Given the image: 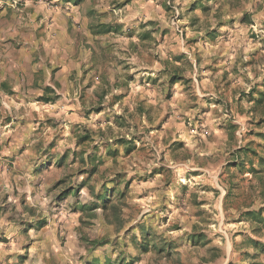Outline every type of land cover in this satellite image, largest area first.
Returning <instances> with one entry per match:
<instances>
[{
    "label": "rangeland",
    "instance_id": "obj_1",
    "mask_svg": "<svg viewBox=\"0 0 264 264\" xmlns=\"http://www.w3.org/2000/svg\"><path fill=\"white\" fill-rule=\"evenodd\" d=\"M21 1L34 3L38 0H19ZM95 1L93 0L94 3ZM249 2L250 0H189L185 4L181 0L177 4L176 0H140L130 4L132 9H127L129 12H140L138 20L131 25L136 38L141 39L138 47H142L147 53L148 60L155 59L157 65L162 61L159 59L160 53L155 49H163L164 66L158 70L152 69L156 71L155 76H140L137 79L136 73L127 75V91L109 96L110 107L120 110L112 115L107 114L102 103L87 107V114L81 106L77 107L75 98L83 105V100L88 99L90 94L86 88L94 86V69L91 65L87 69L81 68L80 90L75 94V70L72 71L74 67L73 64L70 65L69 52L61 54L64 57L62 62H58L61 55L54 61L49 60L51 69L54 68L56 76L64 81L63 85L57 77L53 81L60 87L61 98L56 95L54 102L47 105L26 102L28 110L21 111L15 119L0 112V159L4 161L0 164V190L5 186L13 190L6 192L0 202V225H3L5 217L9 222H16L22 212L33 216L31 221L19 220L20 226L14 229L0 226V254L10 243L15 246L17 238L26 237L29 230L44 232L45 236L36 238L41 242L45 237L59 242L61 228L49 227L57 213L63 216L61 224L67 230L64 241L67 243L68 239L75 237L76 229L82 225L84 212H106L113 205V201H119L123 210H128L125 201L133 189L138 191L135 199L142 206H149L158 198L154 195V189L159 185H173L174 182L169 177L175 173L176 176L184 178L179 181L181 195L176 198L179 203L171 208L167 203L158 205L160 209L171 212V216L159 217L158 220L167 224L174 232L181 233L182 226L174 224L173 219L179 216L186 220V213L195 208L193 218L206 216V220H201L200 225H193L194 230L199 229L194 236H188L187 230H183L182 234L188 236L185 247L206 251L210 256L209 264H260L258 257L264 254V243L255 237L264 236V225L258 223L250 214L260 209H263L264 214V97L261 95L264 93V51L258 49L259 42L263 41L259 37L264 38V34L259 31L264 28V15L243 8ZM85 3L87 0L79 4ZM125 3L126 1L118 3L116 10L121 11L120 6ZM234 12L238 15H233ZM224 16L227 19L222 18ZM137 23L139 28L147 30L138 34ZM203 34L206 37L197 39V36ZM68 39L69 37L63 38L60 43L67 46L70 44ZM47 43L51 45L54 42L50 39ZM182 44L192 53L195 64L192 59L187 58L189 53L184 54L186 57L181 54ZM224 46L231 52L237 49L242 52V66L239 69H235L237 67L232 65L234 63L228 64L232 59L226 58ZM245 47L248 49L246 53ZM108 48L119 51L116 46ZM138 54L141 61L144 60L140 51ZM245 55L247 59H244ZM148 60L144 62L148 63ZM173 63L175 67L169 68L168 65ZM111 64L119 66L124 61L116 58ZM124 66L129 67L127 64ZM226 66L229 70L225 69ZM61 67L63 71L60 70ZM163 75L168 76V87L163 92V115L153 123V112L160 108L158 97L161 95L160 83ZM84 85L86 88L83 90L81 87ZM245 85L248 86L247 90ZM253 88L255 91L252 93ZM209 89L219 95L214 97ZM141 93L145 94L142 96ZM93 95L98 96L96 93ZM106 95L108 93L105 92L103 99ZM183 99H187L189 103H177ZM245 104L248 105L247 108ZM5 105L1 100L0 108ZM225 105L229 118L221 120L219 116L223 113L218 112V109ZM189 112H194L190 120L186 119ZM141 116L142 123L147 127L135 131L141 125L129 121ZM94 117H99L94 121L97 127H85L83 135L91 131L92 137L82 141L80 137L83 135H77L82 127L80 122L92 120ZM62 124L68 125L66 130L61 128ZM109 125H115L122 130L131 128L133 131L130 138L117 136L110 140L103 139V130L108 129ZM57 128H61V131H56ZM97 135L101 137L99 141L96 139ZM69 138H74L79 151L68 147L63 155L53 154L52 150ZM33 141H36L35 145ZM45 141L47 147L44 146ZM199 141L205 142L203 148ZM85 145H91L88 156H97L95 163H89L90 168L77 167L85 164L81 160V156L87 151ZM101 147L105 149L102 156L97 155ZM222 147L228 152L230 159L220 164L219 158L213 160L212 156ZM197 149L208 154V162L193 168L192 165L197 164L193 156ZM157 150L160 154L159 163L154 159ZM44 158L45 162L39 163ZM147 164H154L151 172L144 171ZM95 165L97 169L90 175ZM70 168H76V171L69 172ZM136 168H140V171H135ZM113 169L117 170L100 185V193L96 197L101 200L98 196L106 194V208H94L96 204L64 205L68 196L78 197L81 190L97 176H103ZM129 171L133 172L131 177L128 175ZM80 175L86 176L85 181L71 183L74 176ZM225 178L228 194L222 197L220 190L224 187L222 180ZM109 185L112 187L109 188ZM24 189L27 191L20 195ZM53 193L57 195L49 199ZM13 195L20 196L15 203L10 199ZM30 199L32 204H29ZM41 200H47L49 215H41L37 219L35 205ZM257 202L259 208L253 209L251 204ZM149 221L153 223L149 225ZM156 221L155 213L151 216L145 213L138 224L143 230L148 225V234H153ZM11 233L14 236L10 241ZM237 237L240 238L239 241ZM35 242L26 240L19 245L22 251H8L0 264H4V261L31 264L30 251ZM170 244L176 247L174 241H169L160 246L164 248L162 251L151 249L149 253H142L139 249L138 255L131 258L134 259L132 264H183L179 259L173 260L175 247L169 252ZM39 257L38 252L36 258ZM201 259L193 255L190 264H200Z\"/></svg>",
    "mask_w": 264,
    "mask_h": 264
},
{
    "label": "clouds",
    "instance_id": "obj_2",
    "mask_svg": "<svg viewBox=\"0 0 264 264\" xmlns=\"http://www.w3.org/2000/svg\"><path fill=\"white\" fill-rule=\"evenodd\" d=\"M16 2L13 0H0V8L10 6L14 12L19 11L17 9ZM122 2V0H121ZM181 0H176V3L179 4ZM186 4L189 0H183ZM27 6V5H26ZM39 10V5H34ZM94 8L97 9L96 20L95 23L102 24L106 22H111L113 20H121L127 19L129 15H140V12L137 11L135 13L129 12L127 9H123L121 11H116L111 6V0H100V3H94L93 0H87V3L82 5L80 8H71L69 7L65 11V15L71 11L74 15H83L88 9ZM243 8L249 9L252 12H259L261 15H264V0H250L249 3L243 5ZM45 12H47V8L45 7ZM127 13V15H126ZM233 15H238V13H232ZM199 15V13H197ZM106 16V19L104 18ZM15 18V17H14ZM171 18V17H170ZM227 19V16L222 17ZM144 19V17H141ZM31 20V18H30ZM139 23V22H138ZM138 23L136 26L137 33H141L146 31L147 29L139 28ZM203 23V18H202ZM39 26L35 23L29 24V37L26 39L23 36L13 37L12 40L8 39L9 33L5 32L3 36H0V59L7 61L11 64V69L6 72L10 82L12 84L20 85L19 89L14 92L15 100L9 101V105H5L0 108V112H3L5 116H12L14 119L18 117L21 111L26 112L28 110V104L26 101H29L33 98V93L30 91L28 87V73L34 71V67L32 65H28V71L24 70V65L13 63V53H16L17 58H19L20 53H17L15 48L16 44H20L23 41V45L26 47L21 48V52L30 51L32 53H36L40 55L42 52L43 45V36H34L36 29ZM128 25H124V30H127ZM230 31V29H229ZM262 34H264V28L259 30ZM78 34V42L77 48H79V43L83 40L85 32V26L82 24L81 28L77 31ZM116 38L108 37V38H90L91 47L87 49L84 54V58L81 59L80 63H85L86 65H91L94 69L93 72V80H94V90L98 93L104 94L108 93L104 97L102 101H99L96 96L89 94V98L87 103L84 105L85 107H91L96 105L97 103H102L105 106V111L108 115H112L114 112H119V109H113L109 105V96L116 92H126L127 88L125 87L127 81L126 76L132 73H136L137 79L140 76L147 77L149 75L155 76L156 71H152V69L158 70L160 67H163L164 50L157 48L156 52L160 53L159 59L162 61L160 65L155 63V59L148 60V55L144 52L142 47H138L140 45V41L136 38H133L131 41L123 40L119 44L116 45L117 48L123 49V52L116 51L115 48L109 49L108 45L112 43ZM159 38L157 37V40ZM133 45V48L128 47V45ZM258 46V45H257ZM57 47L60 50V53L63 54L64 49L62 43H58ZM171 47V45H169ZM136 48L139 50L144 60H148V63H145L144 60L137 61L133 56V50ZM186 50V49H185ZM151 51V49L149 50ZM245 53L248 51L247 47L244 49ZM264 54V53H262ZM119 58L120 61H124V64L129 65V67L125 68L124 64H120L119 66H115L111 64V61ZM189 58L192 59L193 64H195V59L192 57V53H189ZM52 57H42V62L46 60H51ZM64 59L63 55H61V60L58 62H62ZM170 59V58H169ZM244 59H247V56H244ZM207 62V59L206 61ZM80 63L73 62V67L75 68V76L74 82L77 85L76 88L73 89L74 92H78L80 81ZM169 68H174L175 65L169 64ZM149 69V71H141V69ZM48 69L45 68L44 72L47 73ZM60 81L61 85H63L64 81L61 77H57ZM43 83H47V80H44ZM168 87V76L163 75L161 77L160 83V93L161 95L158 97L160 100V108L156 109L153 112V123H156L159 119V116L163 115V92ZM247 85H245V90H247ZM59 91V89H57ZM209 92L216 97L219 93L212 92L209 89ZM145 93H141L143 96ZM207 94V93H205ZM154 103V101H153ZM177 103L188 104L189 101L187 99H183L182 101H177ZM202 103V102H201ZM81 105L77 103V107ZM248 105L245 104V108ZM218 112L223 113V115L219 116L221 120H227L229 118V112L225 105L224 108L218 109ZM159 113V115H157ZM194 112H189L186 114V119H191ZM103 116V114H101ZM99 117H94L92 120L81 121V130L77 133V135L84 134V128L87 127L89 129H96L95 119ZM65 119H70L69 117H65ZM143 117H136L134 120H130L129 123L140 124L141 127L136 128L135 131H141L145 127L146 124L142 123ZM67 124H62L61 128L67 129ZM61 128H57L56 131H61ZM99 131V130H98ZM103 139H114L117 136H128L133 131V129L129 128L126 130L118 129L115 125H109L108 129H104ZM63 135V132L61 133ZM96 139L99 141L101 137L99 135L96 136ZM36 141H33V145H35ZM201 148L204 146V141H199ZM47 147V141L44 144ZM72 147L76 151L79 149L75 145L74 138H69L67 142L60 143L59 146L53 149V154L63 155L65 148ZM87 151L84 153V165H78L77 167H88L91 165L88 163L89 157L88 153L91 151V145H85ZM187 151V150H185ZM105 152L103 147L100 148L99 153L97 155L102 156ZM194 158L197 160V164L192 165L193 168L199 167L201 164H206L208 162V154L206 152L200 151L197 149L196 153H193ZM219 158V163L223 164L225 160L230 159L228 156V152L223 150V147L220 151H218L215 155L212 156L213 160ZM154 159L156 163L160 162V154L159 150L154 155ZM46 158L41 159L39 163H44ZM4 163L2 159H0V164ZM154 164H147L144 166V171L151 172ZM31 168V165H29ZM117 169H113L111 171H107L103 176H97L91 183H89L84 189L81 190L78 197L68 196V199L64 201V205L68 203L79 204V205H91V204H101L102 201L97 199V194L100 193V185L104 183V180L108 177L114 175V172ZM69 172H75L76 168L68 169ZM103 171V170H102ZM135 171H140V168H136ZM129 177L133 175L132 171L128 173ZM86 176L80 175L78 177L74 176L72 178L71 183L79 184L85 181ZM169 179L173 180V185H169L168 187H164L163 185H159L156 189H154V195L158 198L155 199L149 206H142L140 202H138L135 197L138 195V191L133 189L126 198V203L128 205V210H123L122 205L119 201H113V205L108 208L106 212H93L88 213L84 212L83 214V223L82 225L76 229L75 237L68 239L67 243H64L66 239V228L61 224L63 220V216L59 213L56 214L54 218H52V224L49 226L50 228L56 226L61 228V235L59 237V242L51 241L47 237H45L44 241L36 239L37 237L45 236L44 232H35L33 230H29L26 237L17 238L16 245H12L11 243L6 247L2 254H0V261L3 260L4 256H7L8 251H16L20 252L22 249L19 245L23 244L26 240H35V244L31 248L30 251V259L31 264H121V261H124V264H127V261L133 257H136L139 253V246L144 243H149L150 245L160 247L166 245L169 241H174L176 247L173 252V260L183 261V264H190L191 258L193 255H197L201 257L200 264H209L210 256L206 251H201L200 249H191L189 247H185V244L188 241V236H194L199 229L193 228V225H200L201 220H206L205 217H201L200 219H195L192 216V213L196 211L195 208L191 209L187 215V219H182L181 217H175L173 219L174 224H180L182 226V232L177 233L174 232L171 228L160 222L158 220L159 217L171 216V212L167 210H162L158 205L162 203H167L171 208L174 204L179 203L176 199L181 195L179 189V181L183 180V177L176 176L175 173L169 177ZM224 185L220 190V194L222 197L226 196L228 193L226 189L228 188L227 178L222 180ZM94 186V187H93ZM46 187V185L44 186ZM109 188L112 185L108 186ZM121 190H123V186L121 185ZM13 190L7 186H5L2 190H0V202H2L3 195L6 192H12ZM23 191H27L24 189L21 191L20 195H23ZM57 195V193H53L49 199H52ZM167 198V199H165ZM13 203L17 202L20 199L19 195H13L10 197ZM111 199V197H109ZM32 200H29V204H32ZM47 200L39 201L36 207V218L38 219L41 215L48 216L49 209L47 208ZM63 206V205H62ZM253 209L259 208V202L255 204H251ZM211 211V210H210ZM147 213L148 215H153L157 217V221L155 223V231L153 234H148V225H145L144 230L141 229V226L138 224V221L141 220V217ZM31 221L33 220V216L28 215L26 213H21V215L17 218L16 222H9L7 217L4 218L3 225L9 229H14L19 227V220ZM149 225L153 222L149 221ZM26 226V225H25ZM187 230L188 236L183 235V230ZM47 231V230H45ZM251 235V233H249ZM14 233H11L9 236V240H12ZM259 239L261 243H264V236L255 237ZM239 241V237L236 238ZM107 240V243H105ZM63 244V247H61ZM249 251H255L253 249H249ZM40 253L39 259H37V253ZM81 257L83 259H81ZM260 264H264V254L258 257ZM4 264H12V261H4ZM19 264V261L16 262Z\"/></svg>",
    "mask_w": 264,
    "mask_h": 264
},
{
    "label": "crops",
    "instance_id": "obj_3",
    "mask_svg": "<svg viewBox=\"0 0 264 264\" xmlns=\"http://www.w3.org/2000/svg\"><path fill=\"white\" fill-rule=\"evenodd\" d=\"M116 1L117 0H111V5H113V9L115 8V10L117 8V4L121 3V0H118L117 3H115ZM125 1L126 3L123 6H120L122 10L132 9L130 4L132 3L134 4L135 2H138L140 0H122V2ZM13 2L16 1L13 0ZM105 2H107V0H105ZM95 3H100V0H96ZM148 4L149 3H144V5H148ZM34 5H39V10H37V7H35ZM81 6H82L81 4L76 3V0L74 1L67 0L66 2L64 1L62 2L60 0H48V1L38 0L35 1L34 3H29V2L27 3L23 1L18 2L16 4V7L17 9H19V11L16 12H14V10L10 6L0 8V36H3L5 32H8L9 40H12L13 37H19V36H23L27 39L29 37V24L35 23L39 27L36 29L33 35L37 37L39 36L44 37L42 52L40 55H37L36 53H32L30 51L21 52L20 51L21 48L26 47L23 45V41H21L20 44L15 45L17 53H20V56L19 58H17L16 53H13L12 62L24 65V70L26 72L28 71V65H32L34 67V71L28 73L29 78L27 81L28 87L30 91L33 93V98L26 102H35V103L41 102L47 105V104H52L54 100L46 102L45 100H43L45 97L51 96L52 98H55V96L58 95L59 98H61L62 93L60 92V87L56 86V82L53 83L54 79L57 77L55 74L56 72H54V68L51 69L52 66L49 60L42 62V57H48L49 55H52V59H51L52 61H54L57 57H59L61 53L59 48L57 47V44L60 43V41L63 40V38L65 39L69 37L70 39L69 45L63 46L62 44L64 52L66 53L69 52V54L71 55L70 65H72L73 62L80 63L81 59L84 58V54L86 53L87 49L91 47L90 38L92 37L95 38L115 37L116 39L112 41V43H110L108 47L116 46L123 40L131 41L133 38H136L135 32H132L131 25H133V23H135L138 20L139 15H129L127 19L122 18L119 21L113 20L111 22H106L105 24L110 25L112 29L118 28V30L103 34H95L91 29V20L85 13L83 15H74L71 11H69L68 14L65 15V11L69 7L80 8ZM45 7L47 8V12H45L44 10ZM91 9L94 10L95 14H97L98 11L97 9L94 8ZM82 24L85 26L86 34L84 35L83 40L80 41L79 48H77V42L79 39L77 31L81 28ZM125 24L128 25L127 30H124ZM203 35L197 36V39H202L203 37H206L205 36L206 34ZM50 39L52 40V42H54L51 45L47 43ZM136 39L141 41L140 38H136ZM259 39H263V41L259 42L260 48L258 49L260 51H264V38L259 37ZM128 47L133 48V45L129 44ZM186 48L187 47L182 44L181 54H183V57L184 56L186 57V55L184 54L189 53V51ZM223 49L225 50V51L223 50L224 53H227L226 58L232 59L229 61L228 64L231 65L232 63H234L232 65L237 67L235 69H239L240 65L242 66V64H240L242 52L241 51L239 52V49L231 52L229 50H226L228 49L226 46H224ZM118 50L123 52V49L119 48ZM138 53L139 51L136 48H134L133 56L136 58V60L139 59V61H141V56ZM234 56H236L235 59ZM188 57L189 56H187V58ZM88 66L89 65H86L85 63H80V68L87 69ZM227 66L225 67V69L229 70V67ZM45 68L48 69L47 73L44 72ZM9 70L15 71L11 69V64H9L7 61L3 59H0V101L3 100L6 105H9V101L15 100L14 92L18 90L20 87V85L12 84L10 82L8 76L6 75V72H8ZM60 70L63 71V68L61 67ZM74 70L75 68L72 69V71ZM44 80H47L46 84L43 83ZM85 88L86 85L81 87V89L83 90ZM57 89H59V91H57ZM86 90L92 95L94 93L98 94L97 96L98 100L103 99V94L96 92L94 90V86L93 87L89 86L86 88ZM77 93L78 92H76L75 94ZM75 100H77L76 103H79L81 105L82 107L81 109L86 111V112L84 111V113L87 114V107H85L84 105L85 103H87L88 99L86 98L83 100L84 103L83 105L79 99L75 98ZM149 252H151V250L145 253H149Z\"/></svg>",
    "mask_w": 264,
    "mask_h": 264
},
{
    "label": "trees",
    "instance_id": "obj_4",
    "mask_svg": "<svg viewBox=\"0 0 264 264\" xmlns=\"http://www.w3.org/2000/svg\"><path fill=\"white\" fill-rule=\"evenodd\" d=\"M80 2H84V0H76V3L79 4ZM84 5V4H83ZM85 14L89 17V19L91 20V29L93 30V32L95 34H103V33H107V32H111V31H117L118 28H115V29H112L110 25H107L105 23H102V24H97L95 23V20H96V17H95V12L94 10H92L91 8L88 9L87 12H85ZM249 22L251 23V21L249 20ZM264 86V84H263ZM255 91V88H253V91L252 93ZM262 93V92H260ZM262 97H264V93L261 94ZM55 98H52L51 96L49 97H45L43 100H45L46 102H49V101H53ZM261 100H258V102H261ZM92 137V132L89 131L87 132L85 135L81 136L80 139L82 141H87L89 140L90 138ZM84 155L81 156V160L83 162H85L84 160ZM89 160H88V163L90 164H93L95 163V161H97V156H91L89 155ZM263 161V160H262ZM97 169V165L94 166V168L90 171V175L92 173H94ZM82 185H85V184H82ZM98 198H101V201H102V204H96L94 208H97L99 206L101 207H104L106 208V201H107V196L106 194H101L98 196ZM250 214V213H249ZM252 216L253 219H255L258 223H260L261 225H264V214H263V209H260L259 211L257 212H253L250 214ZM143 230V228H141ZM255 244H257V241H253ZM107 243V242H105ZM175 246L174 245H169V252L174 248ZM158 247L156 246H153V245H150L149 243H144L142 245L139 246V249L142 253H145V252H148L150 251L151 249H157ZM159 251H162L164 250V248H158ZM134 261V259H131L129 264H132Z\"/></svg>",
    "mask_w": 264,
    "mask_h": 264
}]
</instances>
